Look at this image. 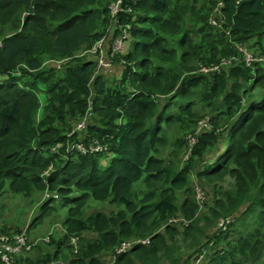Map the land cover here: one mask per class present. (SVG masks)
I'll return each mask as SVG.
<instances>
[{
	"label": "trees",
	"instance_id": "trees-1",
	"mask_svg": "<svg viewBox=\"0 0 264 264\" xmlns=\"http://www.w3.org/2000/svg\"><path fill=\"white\" fill-rule=\"evenodd\" d=\"M111 1L0 0V194L8 184L37 203L29 228L60 222L53 250L17 264H104L108 251L111 264H264V63L247 66L237 49L264 55V0H222L220 28L209 23L217 0H122L115 16ZM102 39L112 63L98 72L79 51ZM51 59L63 63L45 67ZM175 126L180 171L160 156ZM196 163L205 211L190 186ZM90 202L112 210L87 214Z\"/></svg>",
	"mask_w": 264,
	"mask_h": 264
},
{
	"label": "rangeland",
	"instance_id": "rangeland-1",
	"mask_svg": "<svg viewBox=\"0 0 264 264\" xmlns=\"http://www.w3.org/2000/svg\"><path fill=\"white\" fill-rule=\"evenodd\" d=\"M220 1L221 0H217ZM220 2H217V6H220ZM215 8V7H214ZM213 8V11L211 12V16L215 17L217 15V12ZM193 38H196L197 34L192 33L191 34ZM96 45V44H95ZM94 45V46H95ZM92 48H96V47ZM98 47V46H97ZM92 48H85L79 51L80 56L87 57L88 59H92L95 55L97 58L100 54V52H92ZM106 49L102 48L101 53L105 54ZM102 57H104L102 55ZM100 58V57H99ZM98 58V60H99ZM63 61L61 60H54L51 59L45 63V67H55L59 68L62 65ZM99 63V62H98ZM101 64V65H100ZM99 66H102V63H99ZM96 65V69L98 72L100 71V68ZM198 68V67H197ZM115 73V72H113ZM116 74V73H115ZM114 74V76H115ZM41 97V102L44 101V95L43 93L40 94ZM44 104L41 103L40 109L36 113V119H40L41 111L43 110ZM207 108H203L201 105H198L195 108V112L197 113L198 116L202 114L208 113ZM209 114V113H208ZM36 120V121H37ZM204 121H207L206 118L205 120H202L200 124H205ZM197 127V130L201 128V125ZM182 130L179 129L177 126L173 127L171 130L168 131V140L167 144L164 148H161L160 150V156L164 158V161L166 163H172L173 167L175 168V171H180L181 167L184 165L186 162L185 159L187 158L186 156V148L183 143H179L178 139L183 138V132ZM190 137L193 138L191 135L187 137L188 141H190ZM217 151H212L209 155H206L204 158L206 161L210 160L211 158L214 157ZM192 176L190 180V186L191 189L193 190V198L196 199L197 203L199 204L201 211H205L206 207L205 204H210L211 203V191L210 187L208 185H205L196 179H194L193 175L200 169V165L198 163L194 164L191 168ZM139 189V188H138ZM144 191L143 188L139 189V192ZM35 195V199H36ZM31 204L30 199L25 198L21 194H13L9 191L8 189V184L5 185L4 191L2 194H0V230H9L8 232L0 233V237L7 238L8 240L5 243L4 248L1 246L0 249H4L6 247L11 246L12 248L15 249V251L11 252H6L7 257L5 259H8V261H12V264H17L22 259L24 255L28 256H37L39 255L42 250H53L54 247L53 245H50L51 238H56V230L58 229V225H60V222L57 217V213L55 216H49L47 217L44 222L34 228H29V225L33 219V217L38 213V205ZM102 210L106 213L112 210L111 206H103L99 204H94L92 202L89 203L88 208L86 209V213L90 214L94 210ZM61 212L63 214L66 212V208L61 207L60 208ZM171 223H177L179 227V231H182V219L181 217H174L171 221ZM224 224V223H223ZM222 226V225H220ZM28 227V228H27ZM15 229H22V231L19 232H13ZM84 235H90L93 236V234L85 233ZM140 239H135V240H129L126 242H133L137 241ZM142 241V240H141ZM184 243V242H183ZM1 244V242H0ZM119 246V245H118ZM117 246V247H118ZM185 249V244H182L180 242V250L179 253H184ZM116 250V249H115ZM177 255V254H176ZM101 260L104 264H111V253L108 251V255H102ZM182 262L180 264H185V257L182 258ZM205 260H203L204 262ZM198 263V264H202ZM159 264H170L169 261L167 260H160Z\"/></svg>",
	"mask_w": 264,
	"mask_h": 264
},
{
	"label": "built area",
	"instance_id": "built-area-1",
	"mask_svg": "<svg viewBox=\"0 0 264 264\" xmlns=\"http://www.w3.org/2000/svg\"><path fill=\"white\" fill-rule=\"evenodd\" d=\"M121 3H122V0H112L111 3L109 4V9H110V14L111 16H115L120 10H121ZM221 7H222V3L220 2V6L216 8V11H217V15L215 17H211L209 22L214 25V26H218L219 23H220V14H221ZM127 38V34L125 33L123 36L121 37H118L114 40V42L112 43V54L110 56H113V54L117 51H121L123 50L124 48V40ZM103 42H104V39L98 41L97 43H95L93 46L96 47V48H92V52L96 53L97 51L100 52L98 58H97V62H101L102 63V66H99V63H98V66L101 67V68H104V69H109L111 67V63L112 61L109 60V58H107L106 56L108 55L107 53L106 54H103L101 53L102 51V48H104L103 46ZM98 46V47H97ZM237 49L239 50V52L241 53V57H242V60L246 63L247 66H251L254 62H257V61H260V62H263L264 63V56H256L254 55L247 47L243 46V45H237ZM102 55L104 57H102ZM232 58L230 59H222L221 62L219 64H217L212 70H216L217 72L220 71L221 67L224 66V65H229L232 63ZM101 65V64H100ZM202 71H206L207 69L205 68H202L201 69ZM89 115V113L86 114V117ZM86 119V118H85ZM85 119L84 121L80 122L76 129L77 130H82L84 127H85ZM205 124L203 125H206L207 124V121H204ZM195 142V139L191 138L190 137V141L189 143L192 144ZM60 145H56L55 147L52 148V151H56ZM77 149L79 152H81L82 154L86 153V149L84 148V146L78 144L77 146ZM105 149V147L103 146H100L96 143L90 145V152H93V151H101ZM225 221L221 220L218 225H223ZM8 239L7 238H4V237H0V247L2 246L4 248L5 246V243ZM74 241V240H73ZM139 240L137 241H133V242H122L115 250V253H125L127 251H131L133 249V246L136 242H138ZM144 242V241H143ZM5 254L2 255L1 259L3 261L4 264H12V261H8V259H5L7 257V254L6 252H11V251H15L14 248H12L11 246L9 247H6L5 248ZM50 264H53V263H50Z\"/></svg>",
	"mask_w": 264,
	"mask_h": 264
},
{
	"label": "clouds",
	"instance_id": "clouds-1",
	"mask_svg": "<svg viewBox=\"0 0 264 264\" xmlns=\"http://www.w3.org/2000/svg\"><path fill=\"white\" fill-rule=\"evenodd\" d=\"M217 2H220V1H217ZM217 2H216V5H215V11H216V8H217ZM221 3H222V7H221V14H220V23H219V25L218 26H214V25H212L210 22V24L212 25V26H214V27H216V28H220V27H222V23H223V15H222V8H223V2H222V0H221ZM217 12V11H216ZM211 17H213V16H211ZM210 17V18H211ZM210 18H209V20H210ZM242 45V44H241ZM243 46H245V47H247L248 48V46H246V45H243ZM249 49V48H248ZM250 50V49H249ZM251 51V50H250ZM105 54H106V51H105ZM264 56V55H263ZM107 58H109L108 57V55L106 56ZM97 58V57H96ZM97 64H98V62H97ZM144 242H145V240H143ZM142 241V242H143ZM138 242H140V240L138 241ZM128 252V251H127Z\"/></svg>",
	"mask_w": 264,
	"mask_h": 264
}]
</instances>
